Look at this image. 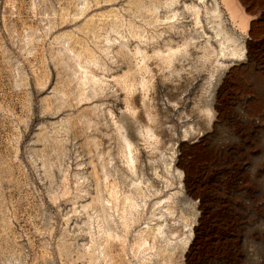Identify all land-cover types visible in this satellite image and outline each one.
<instances>
[{
    "label": "rangeland",
    "instance_id": "obj_1",
    "mask_svg": "<svg viewBox=\"0 0 264 264\" xmlns=\"http://www.w3.org/2000/svg\"><path fill=\"white\" fill-rule=\"evenodd\" d=\"M233 2L0 0V264H264V0Z\"/></svg>",
    "mask_w": 264,
    "mask_h": 264
},
{
    "label": "bare ground",
    "instance_id": "obj_2",
    "mask_svg": "<svg viewBox=\"0 0 264 264\" xmlns=\"http://www.w3.org/2000/svg\"><path fill=\"white\" fill-rule=\"evenodd\" d=\"M228 2H229V5H230V7H233L234 8V2H233V0H228ZM213 83V82H212ZM209 88V87H208ZM211 90V89H210ZM211 92V93H210ZM209 93L210 94H212V91H210Z\"/></svg>",
    "mask_w": 264,
    "mask_h": 264
}]
</instances>
